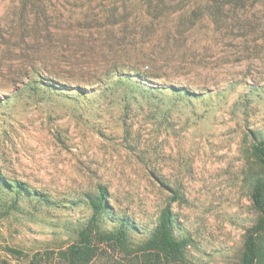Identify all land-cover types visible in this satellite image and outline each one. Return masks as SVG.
Returning <instances> with one entry per match:
<instances>
[{"label":"rangeland","instance_id":"obj_1","mask_svg":"<svg viewBox=\"0 0 264 264\" xmlns=\"http://www.w3.org/2000/svg\"><path fill=\"white\" fill-rule=\"evenodd\" d=\"M154 6L190 16L192 34L183 42L187 61L179 62L183 48L169 47L167 77L153 80L200 95L142 92L116 76L85 85L82 48L101 41L87 39L88 28L110 17L133 21ZM177 22L159 26L167 32ZM21 39L50 40L43 54L72 70L65 74L71 85L90 89H16L0 71L2 176L52 201L16 198L0 184V264H66L65 251L92 214L85 194L100 187L113 212L102 228L127 217L142 233H129L123 246L95 235L87 264H167L145 242L167 204L190 239L183 264H243L245 237L259 217L253 185L264 176L254 152L264 141V0H0V62L6 44ZM145 39L177 43L165 32Z\"/></svg>","mask_w":264,"mask_h":264},{"label":"trees","instance_id":"obj_2","mask_svg":"<svg viewBox=\"0 0 264 264\" xmlns=\"http://www.w3.org/2000/svg\"><path fill=\"white\" fill-rule=\"evenodd\" d=\"M208 14L213 16L212 12H208ZM135 15L133 21L124 17L117 22L116 19L114 21L110 17L102 24H98L97 30L94 31L91 28L93 25L88 28L87 39L96 42L100 39L101 41L99 43L93 41L87 48H82L86 60L81 62V67H86L89 73V79L87 80L89 83L85 85H90L93 88V82L102 83L105 78L116 76L118 78L117 83L124 85L125 88L131 85L142 92L149 90L174 91L186 96L198 97L200 92L189 86L180 85L173 80L169 83L153 80L163 76L167 77L165 73H167L170 62L174 61V58L166 56L163 59L162 53L169 47L183 48V55L179 58V62L187 61L185 55L191 48L183 42L187 36L192 34L191 26L186 25L191 17L185 13H179L171 17L173 15L172 11L155 6L152 10L149 7L147 10L135 13ZM204 15L205 12H202L201 17ZM175 18L178 22L174 23V27H170L167 32L164 26H159L160 20H173ZM116 23L120 24L116 26ZM33 27H30V30H33ZM36 29L38 30H36L37 35L43 34V27L37 26ZM96 32L98 36H95ZM159 32H165L169 36L173 35L177 43L162 42V40L155 43L146 42L145 38L147 36L150 37L159 34ZM45 36H51V32L47 30ZM101 36H105V38L103 39ZM126 38H128V42H126ZM49 43H44L39 39L34 42L25 39L8 42L5 49L9 56L7 60L0 62V71L5 77L6 84L19 89L17 85L21 83L25 88L37 89L48 83L61 89V91L75 88L87 92L90 89L87 86L71 85L66 81L69 75L66 76L65 74L72 70L56 66L53 58L43 54V51L51 46ZM86 49L87 51L90 50V54H86ZM254 152L264 166V141L254 146ZM0 184L5 185L9 192L14 193L16 198L23 195L29 200L33 198L37 202L52 203L46 194L31 189L24 182L5 180L1 169ZM85 197L92 214L87 225L80 232L81 239L79 243L65 251L66 264L89 263L96 252V248L92 244L95 235L99 238L107 237L114 245L123 246L127 242L129 233H142V228L134 220L127 217H118L111 220L115 226L112 230L102 228L103 221L113 213L107 188L100 187L97 194H85ZM252 201L259 211V217L245 237L243 264H257L259 257L264 254V242L261 240L264 235V176L258 178L253 185ZM181 231L180 222L174 216L171 205L167 204L160 212L157 222L150 229L149 237L145 242L149 248L156 252L158 260L161 262L183 264L189 249L190 239L183 235Z\"/></svg>","mask_w":264,"mask_h":264}]
</instances>
